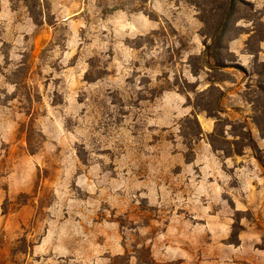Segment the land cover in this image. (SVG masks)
I'll use <instances>...</instances> for the list:
<instances>
[{
  "label": "rangeland",
  "instance_id": "1",
  "mask_svg": "<svg viewBox=\"0 0 264 264\" xmlns=\"http://www.w3.org/2000/svg\"><path fill=\"white\" fill-rule=\"evenodd\" d=\"M263 42L264 0H0V264H264Z\"/></svg>",
  "mask_w": 264,
  "mask_h": 264
},
{
  "label": "trees",
  "instance_id": "2",
  "mask_svg": "<svg viewBox=\"0 0 264 264\" xmlns=\"http://www.w3.org/2000/svg\"><path fill=\"white\" fill-rule=\"evenodd\" d=\"M36 9H37V6L35 5V6L32 7L31 10H30V13H31L32 17H33V19H35V20H36V18H35V15H36ZM223 33H224V30H223L222 34H223ZM222 34H221V35H222ZM219 39H220V38H219ZM195 123L198 124V126H199V122H198L197 120H195ZM201 135H202V131H201V128H200V131H198V133L195 134L194 137H195L196 139H198Z\"/></svg>",
  "mask_w": 264,
  "mask_h": 264
},
{
  "label": "crops",
  "instance_id": "3",
  "mask_svg": "<svg viewBox=\"0 0 264 264\" xmlns=\"http://www.w3.org/2000/svg\"><path fill=\"white\" fill-rule=\"evenodd\" d=\"M261 49H264V42L261 45ZM242 168H243V170L247 171L246 168L245 169H244V167H242ZM243 170H240V171H243ZM249 175H251V173Z\"/></svg>",
  "mask_w": 264,
  "mask_h": 264
}]
</instances>
